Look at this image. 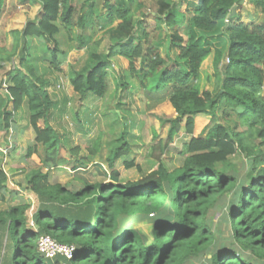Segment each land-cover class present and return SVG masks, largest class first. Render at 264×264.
<instances>
[{
    "label": "trees",
    "instance_id": "trees-1",
    "mask_svg": "<svg viewBox=\"0 0 264 264\" xmlns=\"http://www.w3.org/2000/svg\"><path fill=\"white\" fill-rule=\"evenodd\" d=\"M81 1L77 10L71 0H22L39 5L41 13L11 32V48L0 46V132H9L26 105L34 135L26 159L39 154L47 169L28 179L34 208L23 204L0 212V264H264V0H247L263 17L260 24L233 23L238 15L229 18L231 8L240 0H197L191 15L178 9L186 0H160L154 44L149 34L138 32L144 15L133 28L135 13L144 8L140 0ZM95 22L98 31L116 33L107 52L96 51L101 41L92 43L88 30ZM73 30L79 32L77 48L88 52L84 67L70 78L74 93L81 100L103 98L109 61L125 60L121 102L135 84L148 93L168 91L176 114L166 121L168 139L173 142L182 130L188 138L179 152L180 167L170 171L160 164L126 183L113 171L111 184H85L76 191L50 183L49 172L67 161L61 157L62 137L51 125V82L31 51L39 45L46 74L53 76L61 71ZM165 43L173 55L169 61L161 54ZM210 56L220 85L216 93L191 84ZM201 115L215 122L201 128ZM99 148L100 136L89 150L94 155ZM128 153L121 135L108 161L112 165ZM236 155L249 163L242 176L227 170ZM7 185L0 169V195ZM217 220L230 230L227 238L214 229ZM141 222L152 225L150 234L137 230ZM43 236L73 246L72 258H45L38 251Z\"/></svg>",
    "mask_w": 264,
    "mask_h": 264
},
{
    "label": "rangeland",
    "instance_id": "rangeland-1",
    "mask_svg": "<svg viewBox=\"0 0 264 264\" xmlns=\"http://www.w3.org/2000/svg\"><path fill=\"white\" fill-rule=\"evenodd\" d=\"M71 1L78 10L82 1ZM140 1L143 2L144 8L135 13L133 28L136 29V23L144 15L143 29L138 32L140 35L149 34L150 43L154 44L157 36L155 15L157 2L160 0ZM174 2L178 4L177 0ZM111 3L114 4V0H111ZM196 4L197 0H186L178 5V9L191 15ZM236 14L238 17L234 19V24H260L263 19L247 2L237 9ZM38 16L37 7L29 6L22 0H4L0 17V46L11 48L13 44L11 32L21 29L28 20ZM118 24L119 22H116L113 27L116 28ZM78 33L77 30L71 32V41L63 47L68 53L63 58L61 71L53 76L47 75L48 63L40 59L43 55L39 45L34 43L31 51L35 66L51 82L50 92L55 101L51 125L62 137L64 149L61 150V157L67 161L49 172L50 183L76 191L85 184H111L113 171L119 173V182L126 183L140 180L150 172L158 170L160 164L170 171L180 167L183 158L179 152L188 138H184V130H182L173 142L168 139L169 124L166 121L176 117L174 109L168 102V91L148 93L140 89L133 81L135 85L130 89L131 95L121 102L118 95V82L123 70L128 68L125 60L112 58L109 61L107 91L103 98L87 97L81 100L74 93L70 78L84 67L88 59L87 50L77 48L74 38ZM88 33L93 35L92 43L101 41L96 49L98 53L107 52L111 39L116 36L114 31L109 35L98 31L96 22L89 28ZM61 35L66 38L64 33ZM70 46L73 49H69ZM166 47L167 44L164 49H161V54L168 60V57L171 59L173 55ZM224 62L227 63V60L225 59ZM195 83L201 90L213 93L218 91L220 85L215 75L213 56L202 64L199 78L191 82V84ZM120 102L124 104L120 106L122 109L118 107ZM117 115H121L122 119L118 120ZM198 118H200L198 121L201 128L205 125L211 127L215 122L204 115ZM121 135L129 143V153L111 165L108 158ZM99 136L100 148L93 155L89 148ZM33 140V131L28 122V110L26 105H23L9 132L6 134L0 132V169L8 176L7 189L4 195H0V212L23 204L31 205L32 208L36 206V198L29 189L28 179L33 172L42 170L45 173L47 169L42 168V157H39V154L26 159ZM154 147L157 148L156 151H152ZM75 148L79 150L76 151ZM126 162H133L134 167L126 169L124 166ZM248 167L249 163L241 155L231 157L227 164V170H239L241 176L248 171ZM29 224L32 225L31 222ZM135 225L137 230L145 234H150L152 230V225L148 222ZM217 228L222 230L224 237L227 238L230 230L225 229L224 224H219L218 220L214 222V229L217 230Z\"/></svg>",
    "mask_w": 264,
    "mask_h": 264
},
{
    "label": "built area",
    "instance_id": "built-area-1",
    "mask_svg": "<svg viewBox=\"0 0 264 264\" xmlns=\"http://www.w3.org/2000/svg\"><path fill=\"white\" fill-rule=\"evenodd\" d=\"M38 251L47 259H53L57 256H63L67 259H71L74 247L59 244L50 237L43 236L38 241Z\"/></svg>",
    "mask_w": 264,
    "mask_h": 264
},
{
    "label": "water",
    "instance_id": "water-1",
    "mask_svg": "<svg viewBox=\"0 0 264 264\" xmlns=\"http://www.w3.org/2000/svg\"><path fill=\"white\" fill-rule=\"evenodd\" d=\"M246 2H247V0H240L237 4H235L231 8V12H230L229 18H232L236 14L237 9L239 7H241V6H243Z\"/></svg>",
    "mask_w": 264,
    "mask_h": 264
},
{
    "label": "crops",
    "instance_id": "crops-1",
    "mask_svg": "<svg viewBox=\"0 0 264 264\" xmlns=\"http://www.w3.org/2000/svg\"><path fill=\"white\" fill-rule=\"evenodd\" d=\"M33 7H37V8L39 9V14H40V12H41V8H40V6H39V5H34ZM36 18H37V17H35V18H31L30 20H35ZM23 27H24V26H23ZM23 27H22L21 29H19V31L22 30Z\"/></svg>",
    "mask_w": 264,
    "mask_h": 264
}]
</instances>
